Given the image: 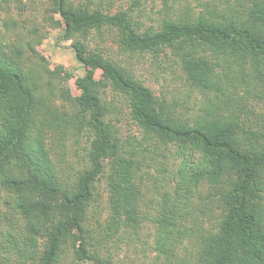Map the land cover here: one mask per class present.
Returning a JSON list of instances; mask_svg holds the SVG:
<instances>
[{"label": "trees", "instance_id": "obj_1", "mask_svg": "<svg viewBox=\"0 0 264 264\" xmlns=\"http://www.w3.org/2000/svg\"><path fill=\"white\" fill-rule=\"evenodd\" d=\"M98 1L48 0L63 21L62 37L79 43L76 57L88 68L76 79L78 95L58 86L61 105L55 90H44V73H59L36 51L40 39L0 35V264H122L123 244L140 238L146 225L153 228L151 242L144 240L151 264H264V124L228 110L235 84L230 70L221 73L233 66L264 82V0L167 12L143 29L140 13L112 12ZM11 10L10 0H0V11ZM104 29L123 50L170 49L187 82L217 101L193 117L177 112L86 45ZM96 69L103 79L94 77ZM119 96L143 133L137 144L120 136L113 116ZM77 133L89 145L75 169L59 146ZM167 147L174 150L172 178L149 187L147 154ZM101 181L105 204L94 214ZM178 249L189 251L188 259Z\"/></svg>", "mask_w": 264, "mask_h": 264}, {"label": "rangeland", "instance_id": "obj_2", "mask_svg": "<svg viewBox=\"0 0 264 264\" xmlns=\"http://www.w3.org/2000/svg\"><path fill=\"white\" fill-rule=\"evenodd\" d=\"M12 10L10 14L0 11V35L7 38L25 36L27 34H35L31 37L40 39L35 44L36 51L41 55L42 61L48 68V71L58 72V76L51 78L48 72L43 75V86L47 92L49 88L55 90L52 99L56 105H61L62 99L58 98L57 88L66 85L72 95H78L80 89L76 84V79L87 74L88 68L83 65L76 57L75 47L79 43L75 39H65L62 37L64 24L60 16L53 12L49 7L48 0H20L25 9L19 10L14 5L16 2L10 0ZM73 2H82L86 0H72ZM99 2L98 0H95ZM232 0H100V7L108 9L112 12L118 9H133V12L140 13L139 21L141 28L148 25H155L160 18L165 16L167 12L179 13L183 10L198 11L202 9L204 4L224 5ZM14 20V21H13ZM24 41V40H23ZM86 45L95 52L100 53V59L111 60L127 69L135 78L144 85L148 86L156 95L163 96L177 112H181L187 117H193L194 114L200 112L210 100L214 98V93L209 91H201L191 86L180 66V62L176 55L170 49L155 51H129L123 50L116 42L113 31L103 30L100 40L96 35H92ZM28 56V55H27ZM221 68V67H219ZM231 71L230 74L228 73ZM226 69L221 73H228L235 84L233 93L228 103V110H233L240 117L253 126L264 124V82L256 79V76L250 71L244 73ZM96 79H103L101 69L94 71ZM46 80H50L47 84ZM226 85V91L232 90L231 86ZM234 88V87H233ZM112 93H108V98H112ZM115 110L113 116L117 117V127L120 136L125 141L134 144L142 141L143 133L136 122L131 118L127 102L122 97H115L113 101ZM221 104H224L223 100ZM112 116V117H113ZM114 116V117H115ZM144 143H146L144 141ZM89 138L85 133H77L67 135L64 145L59 146L60 155L65 159L69 166L77 169L86 157ZM172 147V146H170ZM168 148V147H167ZM157 150L152 154L151 159V176L148 177L149 187H162L161 184L166 180H170L175 168L173 159V148L166 149L164 153ZM148 170V169H147ZM175 184V180H171ZM97 202L93 207V212L100 210V206H104L106 191L103 181L97 182ZM101 194V196H100ZM150 195V193H148ZM3 193H0V210L3 205ZM140 238L132 240L128 245L123 244L120 252L119 260L122 264H151L153 260V252L144 244V240L151 242L153 228L146 225L142 229ZM143 239V240H142ZM144 244V245H143ZM185 245H182V248ZM186 247L190 248L189 244ZM178 255L188 259L189 251L184 252L178 249ZM79 264H93L89 261H81Z\"/></svg>", "mask_w": 264, "mask_h": 264}]
</instances>
